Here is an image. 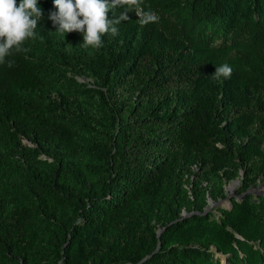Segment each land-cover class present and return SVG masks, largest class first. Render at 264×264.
Returning <instances> with one entry per match:
<instances>
[{
  "label": "trees",
  "instance_id": "trees-1",
  "mask_svg": "<svg viewBox=\"0 0 264 264\" xmlns=\"http://www.w3.org/2000/svg\"><path fill=\"white\" fill-rule=\"evenodd\" d=\"M38 3L0 63V264H264V0H129L157 19L99 48Z\"/></svg>",
  "mask_w": 264,
  "mask_h": 264
},
{
  "label": "clouds",
  "instance_id": "clouds-1",
  "mask_svg": "<svg viewBox=\"0 0 264 264\" xmlns=\"http://www.w3.org/2000/svg\"><path fill=\"white\" fill-rule=\"evenodd\" d=\"M129 0H52L54 9L48 13V19L55 30L65 36L72 30L83 36L82 47L99 48L103 44L105 33L116 35L117 25L127 19V10L114 15L117 7L125 8ZM111 10L112 17L107 13ZM139 15V14H138ZM43 16L38 0H0V63L6 62L13 51L25 50L24 41L37 36L36 27ZM152 13L141 17L142 23L155 21ZM11 66V61H7ZM232 67L228 63L215 65L211 74L214 79L227 78Z\"/></svg>",
  "mask_w": 264,
  "mask_h": 264
},
{
  "label": "rangeland",
  "instance_id": "rangeland-1",
  "mask_svg": "<svg viewBox=\"0 0 264 264\" xmlns=\"http://www.w3.org/2000/svg\"><path fill=\"white\" fill-rule=\"evenodd\" d=\"M139 14V15H138ZM107 15L109 16V18L112 17V12L111 10H109V12L107 13ZM114 15H119L118 12H114ZM131 18L133 19V21L136 22V24L139 22H141V17H143V14H141L140 9L138 10H131ZM130 16H127L126 20L121 21L120 24L117 25L118 27V31H121V29L124 27V25L128 22L130 26H132L134 24V22L132 20L129 19ZM79 34H81L80 32L76 31V30H72L70 32L65 33V38L69 41L72 42L74 40V37H77ZM62 38V34L59 35ZM62 40V39H61ZM60 40V41H61ZM62 43V42H61ZM79 80L81 81H86V82H92L93 79L88 78V77H84V76H78ZM240 139H245L248 140V136H244ZM262 147L264 148V142H262ZM212 166L209 164H203L199 161L195 162L191 168H192V173L190 174V179L193 180L195 178H199L200 174L202 173L203 170L205 169H209ZM219 172H222V169H218ZM241 172V171H240ZM243 174V171L242 173ZM205 183V181L203 182ZM241 186V182H240V178H233L231 180H229L226 184H225V193L227 195L226 198L223 199H219L217 201H213L211 198H208V204H207V208L209 209H215L217 205H222V206H226L228 204V199L233 196V195H237V193L239 192ZM264 193V178H259L257 179L251 186L249 189L246 190V193ZM183 213H186L185 211H183ZM159 231V230H158Z\"/></svg>",
  "mask_w": 264,
  "mask_h": 264
},
{
  "label": "water",
  "instance_id": "water-1",
  "mask_svg": "<svg viewBox=\"0 0 264 264\" xmlns=\"http://www.w3.org/2000/svg\"><path fill=\"white\" fill-rule=\"evenodd\" d=\"M241 173H242V171H241ZM206 210H208V208H206ZM158 232H160V230Z\"/></svg>",
  "mask_w": 264,
  "mask_h": 264
}]
</instances>
